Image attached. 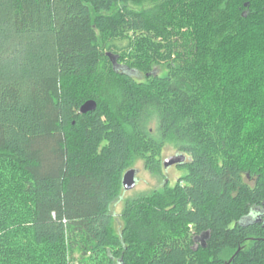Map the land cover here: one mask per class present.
I'll list each match as a JSON object with an SVG mask.
<instances>
[{
	"label": "trees",
	"instance_id": "trees-1",
	"mask_svg": "<svg viewBox=\"0 0 264 264\" xmlns=\"http://www.w3.org/2000/svg\"><path fill=\"white\" fill-rule=\"evenodd\" d=\"M254 1L0 0V165L24 176L45 264H264V0ZM251 47L261 54L234 70L248 81L235 83L227 116L223 57ZM91 100L97 109L81 114ZM166 143L187 157L185 177L127 202L115 236L124 174L137 160L163 173ZM9 204L0 176L4 259Z\"/></svg>",
	"mask_w": 264,
	"mask_h": 264
},
{
	"label": "rangeland",
	"instance_id": "rangeland-1",
	"mask_svg": "<svg viewBox=\"0 0 264 264\" xmlns=\"http://www.w3.org/2000/svg\"><path fill=\"white\" fill-rule=\"evenodd\" d=\"M253 1V0H252ZM259 1V0H257ZM254 1V3H257ZM156 2H147L142 5H130V8L136 11H147L154 8ZM118 10L114 9L112 12H116ZM247 12L244 11V13ZM180 13V12H178ZM181 14V13H180ZM178 15L177 24H180V20L185 17ZM104 53H108L110 49L104 48ZM253 54H261L258 49L255 48H247L242 51H234V53L224 55L223 59L225 64L222 63V74L224 77V84L220 92H218V99L221 101L219 105H225L224 108L227 109V116L233 115L231 111V107H236L237 105H233L234 103H239L238 98L236 97V87L235 83H238V79L241 76L245 78V73L239 70L237 75L233 74L234 70L241 65L242 68L246 69L248 67L246 61L249 59V56ZM264 56V53H262ZM260 57V55H257ZM262 56V57H263ZM125 62V61H122ZM240 64V65H239ZM167 70L165 67L159 68V74H166ZM251 74H253L251 72ZM250 74V75H251ZM139 80L143 81L144 78L140 74H134ZM253 76H257L256 74ZM257 78H252L251 80H256ZM248 81V80H247ZM246 81V82H247ZM259 81H262L260 79ZM264 81V80H263ZM236 85V86H234ZM80 89V86H78ZM226 96H222L225 95ZM262 94V93H261ZM223 97V98H221ZM263 98V97H262ZM234 101V103H233ZM261 102L262 99H261ZM233 105V106H232ZM223 108V109H224ZM221 110V109H220ZM221 113V112H220ZM256 120V119H255ZM148 129L149 133L153 135L154 138L159 140V135L157 133V123L153 120ZM178 148L170 143H166L162 150L161 160H165L169 157L179 155ZM251 154L253 151L250 152ZM260 160V164L264 165V155H262ZM133 168L138 170L137 173V185L135 189L131 191L123 190L121 200L118 199L113 208V215L115 218L113 234L115 236H119L122 233L123 228V220L122 215L125 210V206L127 202H132L134 200H138L141 198L152 197L156 191H161L164 188L166 182H168L169 186L173 187L180 179L184 178L186 175L185 169H180L178 166H172L168 169L163 170V173H155L147 169L145 165V161L137 160L134 163ZM0 176H1V187L2 191L5 192L10 204L7 208L9 212V222H8V248L12 251L6 250L9 255L6 259L2 256L0 258V264L8 263V264H45V254L48 250H46V246L37 245L32 236V232L30 231V220H31V203L28 198L24 196L22 193V185L24 176L15 171L14 168L7 166V164L0 165ZM15 252V253H14ZM11 253H14L15 256L12 258ZM139 254V250H138ZM13 255V254H12ZM232 255H226L227 261H230V257ZM106 257V256H105ZM96 264H109L107 259L102 258Z\"/></svg>",
	"mask_w": 264,
	"mask_h": 264
},
{
	"label": "water",
	"instance_id": "water-1",
	"mask_svg": "<svg viewBox=\"0 0 264 264\" xmlns=\"http://www.w3.org/2000/svg\"><path fill=\"white\" fill-rule=\"evenodd\" d=\"M118 57H113V62L114 65L117 67L118 63H117ZM121 68V66H120ZM134 74H138L135 73ZM97 109V104L95 101H87L80 109V113L83 115H86L88 113L94 112ZM187 157L183 154H179L176 156H172L169 157L165 160H163V166L165 169H168L172 166H177V165H182L186 162ZM137 173L138 170L135 168L129 169L123 176V180H122V185H123V189L125 191H131L133 189H135L136 185H137ZM252 218V216L248 217L247 220H250ZM203 243H204V239H203Z\"/></svg>",
	"mask_w": 264,
	"mask_h": 264
}]
</instances>
